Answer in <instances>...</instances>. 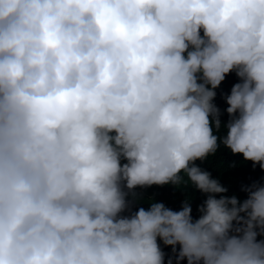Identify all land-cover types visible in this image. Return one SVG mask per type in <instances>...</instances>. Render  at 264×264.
<instances>
[{
    "label": "clouds",
    "instance_id": "9594fccd",
    "mask_svg": "<svg viewBox=\"0 0 264 264\" xmlns=\"http://www.w3.org/2000/svg\"><path fill=\"white\" fill-rule=\"evenodd\" d=\"M225 151L264 172V0H0V264H264Z\"/></svg>",
    "mask_w": 264,
    "mask_h": 264
},
{
    "label": "trees",
    "instance_id": "16d2710c",
    "mask_svg": "<svg viewBox=\"0 0 264 264\" xmlns=\"http://www.w3.org/2000/svg\"><path fill=\"white\" fill-rule=\"evenodd\" d=\"M239 82L235 74H230L226 77L225 81L221 84L220 88L217 90V97L215 103L223 112L227 105L223 100V96L230 94L232 86ZM226 113L222 117L224 121L227 120ZM221 156L223 160L221 162ZM235 161L239 166L228 171H224L228 165L232 164ZM199 166L209 171L212 174L213 178L219 177L221 184L228 188L227 195L231 196L236 194L240 199H245L246 194L243 193L240 189L242 185H248L252 182H261L264 183V172H262L259 167L253 170L251 162L244 163L243 157H233L227 151L218 154L216 157L212 158V162H197ZM224 171V172H223ZM223 172V174H221ZM142 191V190H138ZM191 191V190H190ZM142 195L145 198H155L158 202H163L167 207L173 209L174 211L180 210L183 202V194L171 186L157 187L153 186L152 188L142 191ZM195 200L192 203V215L194 219L199 218V212L197 211L198 206L201 205L206 197L200 193H195ZM135 211V208L133 209ZM163 251L166 253L165 260L167 262L168 257L172 256L171 248L164 247L161 243ZM173 264L175 260L173 258ZM186 264V261L183 262Z\"/></svg>",
    "mask_w": 264,
    "mask_h": 264
}]
</instances>
